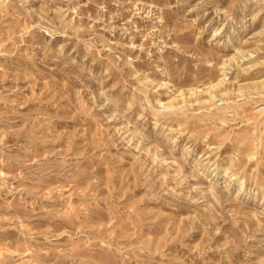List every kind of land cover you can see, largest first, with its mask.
<instances>
[{
	"label": "rangeland",
	"instance_id": "374dc122",
	"mask_svg": "<svg viewBox=\"0 0 264 264\" xmlns=\"http://www.w3.org/2000/svg\"><path fill=\"white\" fill-rule=\"evenodd\" d=\"M0 264H264V0H0Z\"/></svg>",
	"mask_w": 264,
	"mask_h": 264
}]
</instances>
